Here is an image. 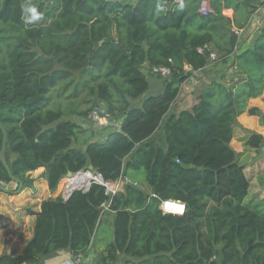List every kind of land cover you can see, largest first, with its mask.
I'll list each match as a JSON object with an SVG mask.
<instances>
[{"label":"trees","instance_id":"16d2710c","mask_svg":"<svg viewBox=\"0 0 264 264\" xmlns=\"http://www.w3.org/2000/svg\"><path fill=\"white\" fill-rule=\"evenodd\" d=\"M259 4L210 0L203 14L201 0H0V121L12 176L29 186L27 174L44 167L54 192L69 171L91 165L107 181L150 188L125 184L111 196L114 239L97 264H264V212L245 204L251 182L231 145L241 114L264 125L262 111L249 106L264 93V16L255 45L239 51ZM31 7L39 19L29 22ZM220 63L233 68L232 79L208 81L191 109L174 113L192 72ZM147 66L171 69L162 94L144 96ZM94 110L120 123L104 141L67 118ZM2 144L0 126V153ZM245 145L260 148L264 137L251 134ZM12 176L0 160V179ZM108 199L92 183L66 200H45L23 255L2 254L0 264H43L61 248L85 256ZM166 199L184 202L185 213H164Z\"/></svg>","mask_w":264,"mask_h":264},{"label":"crops","instance_id":"0c3cea01","mask_svg":"<svg viewBox=\"0 0 264 264\" xmlns=\"http://www.w3.org/2000/svg\"><path fill=\"white\" fill-rule=\"evenodd\" d=\"M114 1H119L123 4H130V5H136L139 2V0H114ZM201 6H202V0H201ZM208 6L211 8L210 0H209ZM200 11H201V7H200ZM211 11H212V8L209 12ZM225 13L228 16H232L233 14L231 10H227V11L225 10ZM203 14H206V13H203ZM262 19L263 18L261 15H259L258 13L257 14L255 13L252 16L248 26L240 32L239 51L247 49V48H252L255 45L257 36L261 31ZM147 68L148 69L145 70L146 73H148L150 70L149 66H147ZM186 70H189V69L186 68ZM192 75L193 76L199 75L200 76L199 78L204 80L206 83L214 79L221 81V79H224V78L227 81H230L233 77V68H229L228 65L222 64V63L218 65L214 64V65L207 66L205 69L201 71H196V72L193 71ZM155 77H158V78H155ZM147 78H148L149 88L144 96H153V95L155 96V95L162 94L164 87H165L166 79H164V83H162L161 81L163 79L152 73L151 74L149 73V75H147ZM190 89L191 87L189 86V80H188L182 85L181 93L178 99L176 100L175 104L173 105L172 110L174 111V113H179L181 110H189L197 102L199 91L197 92V90H194L192 92ZM261 97L251 99L249 102V106L259 108L260 105L258 104V101L261 99ZM138 104H140V102H138ZM72 116L77 117L75 115H72ZM67 118L69 117L67 116ZM77 118L81 119L79 117ZM70 119H73V118H70ZM256 119H259L260 125H258V129H260V131L257 130L256 128H253L251 125V123L256 121ZM73 120L77 121L78 123H81L78 120H75V119ZM238 122H239V125L235 129V136L233 140L231 141V145L233 146L234 142H237V143L239 142L243 144L245 147L252 148L250 146L245 145V141L251 134H254V133L261 134L260 132H262V130L264 129V125L261 123L259 116L249 115L247 112L241 114L238 117ZM81 124L83 125V123ZM115 125L119 127L120 123L117 122ZM85 127H88V126H85ZM240 129L248 130L249 132L247 131L248 134L244 133L243 136L239 138L240 141H238L236 139L237 138L236 136H237V132ZM111 131L105 132L106 134H103V135L99 133L98 135L100 137L97 136L96 134L95 139L104 141L106 140L107 136L109 135ZM96 132H98V130H96ZM234 149L238 152H242L244 156V150L243 151L237 150L235 147ZM44 170H45L44 167H40L27 174L29 178L32 180V184H30L29 186H23L21 188L19 184L16 183L15 181L10 182V183H5L3 186H0V256L2 254H8L14 257L23 255L26 244L28 243L29 240L32 239L34 235V227H35V219H36V215L34 213H38L39 211H41L42 203L45 200L54 199L59 195L62 196V198L64 199L62 195L63 193L62 180L63 179L60 181L57 190L54 192H51L47 181L42 176ZM143 182L144 181H140L138 183L139 186H141L143 190H145L146 192H150L149 187L144 188L142 186L141 183ZM250 182H251V179H250ZM2 187L4 188V190L2 189ZM123 187L124 185L122 186L121 190H123ZM250 192H251V187H250L249 194ZM262 195L263 194H259L258 197L260 198L262 197ZM247 198L245 199V204L252 205V204L258 203L255 201L249 202L251 200L247 202L246 201ZM115 216H116L115 211L109 208H106L104 210L101 216V226L95 236L93 243L91 244L89 248L88 253L85 256H78L80 257L82 264L97 263L98 258L104 253V250L106 246L108 245V243L113 241ZM100 232H102L101 238L99 237ZM76 258L77 257H75L68 248H61V249L54 251L53 253L49 255L42 256L41 261L43 262V264H70V262L75 260ZM21 264H31V263L23 262Z\"/></svg>","mask_w":264,"mask_h":264},{"label":"built area","instance_id":"2783aa9c","mask_svg":"<svg viewBox=\"0 0 264 264\" xmlns=\"http://www.w3.org/2000/svg\"><path fill=\"white\" fill-rule=\"evenodd\" d=\"M173 1L177 4H181L185 0H173ZM208 5H209V0H202L201 11L203 13H207L211 10V8ZM257 13L259 15L264 16V0H260V4L258 5V9H257L256 14ZM199 51L202 52V49L200 48ZM216 58H217V55L215 53L210 54L211 62L216 60ZM186 68H188L189 71L191 70L190 66H186ZM150 71L154 75H157L160 77H165V78L169 77L171 74V69L167 66H153L152 68H150ZM193 77H194L193 75L190 76L186 81H188L190 78H193ZM196 77H197V79L193 78V80H195L194 83L199 82V79H198L199 75ZM89 117L93 121V123L98 125L99 127L108 126L111 124L110 118L108 116H102L96 110L92 111L90 113ZM79 175H86V178H85V181H84L82 186L75 188L74 186H71L72 180ZM66 180H67V183H66L65 188L63 189V193H62L64 199H68L72 195V193L78 189H82L84 191H87L91 187L92 183L102 184L106 188V193L108 195L113 196L114 194H116L117 192H119L122 189V186L125 185L127 183V181H129L128 178H126V177H121L119 180H117L115 182L107 181L103 178V176L99 172H97L94 169H89V168L85 169V170H81L77 173H74L73 176H71V177L66 176ZM4 184H5V182L2 179H0V186H3ZM70 186H71V188L69 189ZM160 207L164 213L184 214L186 211L185 203L180 201V200H173V199L163 200ZM70 264H82L80 257H77L75 260L71 261ZM95 264H97V263H95Z\"/></svg>","mask_w":264,"mask_h":264},{"label":"rangeland","instance_id":"374dc122","mask_svg":"<svg viewBox=\"0 0 264 264\" xmlns=\"http://www.w3.org/2000/svg\"><path fill=\"white\" fill-rule=\"evenodd\" d=\"M149 78H150V76H149ZM155 78H158V77H155ZM161 78L163 79L161 81L162 83H164V79H168V77H166V78L161 77ZM193 78L197 79L196 76H194ZM193 78L189 79V86L191 87L190 90L192 92L194 90H197V92H198L201 89V87L203 86V84H205L206 82L204 80L198 78L199 82L194 83L195 80H193ZM187 88H189V87H187ZM138 102L139 101H133V104H138ZM258 104L260 105V107H259L260 110L264 114V95L258 101ZM68 117H69L68 119L73 118L75 120L80 121L85 126L95 128L96 130H98V132H96L97 136H99L98 135L99 133L101 135H103V134H106L105 132L111 131L112 129H115L116 127H118L117 125H115L118 122V120H111L110 119V122H111L110 125L99 127L98 125L93 123V121L90 119V117L88 119H82V120L78 119L77 117H74V116H68ZM73 119H71V120H73ZM251 125L253 128H256L257 130L260 131V129H258V125H260L259 119H256V121L251 123ZM247 131L248 130L240 129L237 132V136H236L237 138L236 139L238 141H240L239 138L241 136H243L244 133L248 134ZM260 133L264 136V129ZM233 144H234L233 146L237 150H242V151L244 150V156L242 157L241 163L245 166V171L247 173V176L251 179V192H250L246 201L248 202L249 200H251L249 202H252V201L258 202L260 204V206H258V207L264 212V146H262L260 148H248L239 142L238 143L234 142ZM141 181H144V180H141ZM66 183H67V180H66V177H64L62 180L63 189L65 188ZM141 184L144 188H148L145 181ZM259 194H263L262 197L259 198L258 197ZM99 237L100 238L102 237V232H100Z\"/></svg>","mask_w":264,"mask_h":264},{"label":"water","instance_id":"95a60500","mask_svg":"<svg viewBox=\"0 0 264 264\" xmlns=\"http://www.w3.org/2000/svg\"><path fill=\"white\" fill-rule=\"evenodd\" d=\"M95 46L98 47V46H99V43H96ZM116 48L119 49V50H121V47H120L118 44H116ZM122 52H123V51H122ZM123 53H124V52H123ZM0 126H1V128H2V130H3V144H2V149H1V153H0V160H1L2 163L4 164L6 170H7V171L9 172V174L12 176V174H11V170H10V166H9V164L7 163V160H6V158H5V151H6V148H7L8 135H7V131H6V129H5V127L2 125L1 121H0ZM88 168H89V169H93V166L89 165ZM73 174H74V173H73L72 171H69V172L67 173V176H68V177H71V176H73ZM12 177H13V176H12ZM13 179H14V181H15L16 183L19 184V186H20L21 188L23 187V181H22V180H20V179H18V178H15V177H13ZM126 184L129 185V186H132V187H134V188H136V189H138V190H140V191L143 190V188H142L141 186H139V184L136 183V182H133V181H130V180H129V181H127ZM2 189L4 190L3 187H2ZM111 198H112L111 195H109V199H108V201L106 202L105 206H104V207H101V208L98 209V212H99L100 214H103L104 210H105L106 208H109L110 203H111ZM222 258H223V254L221 253V258H220L218 261L221 262Z\"/></svg>","mask_w":264,"mask_h":264},{"label":"bare ground","instance_id":"6f19581e","mask_svg":"<svg viewBox=\"0 0 264 264\" xmlns=\"http://www.w3.org/2000/svg\"><path fill=\"white\" fill-rule=\"evenodd\" d=\"M85 178H86V175H79V176L75 177L72 180L71 186H74L75 188L82 186L84 181H85ZM71 186L69 187V189L71 188Z\"/></svg>","mask_w":264,"mask_h":264},{"label":"clouds","instance_id":"9594fccd","mask_svg":"<svg viewBox=\"0 0 264 264\" xmlns=\"http://www.w3.org/2000/svg\"><path fill=\"white\" fill-rule=\"evenodd\" d=\"M27 11L29 13H31V15L29 17V22L39 19V14L37 13V10L35 7H31L29 9H27Z\"/></svg>","mask_w":264,"mask_h":264}]
</instances>
